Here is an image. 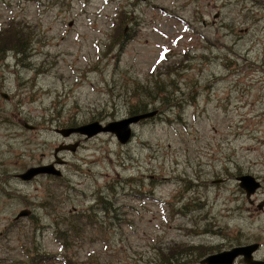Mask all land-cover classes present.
Returning a JSON list of instances; mask_svg holds the SVG:
<instances>
[{
  "label": "rangeland",
  "instance_id": "obj_1",
  "mask_svg": "<svg viewBox=\"0 0 264 264\" xmlns=\"http://www.w3.org/2000/svg\"><path fill=\"white\" fill-rule=\"evenodd\" d=\"M0 28V264L264 259V0H0ZM153 110L124 144L55 131Z\"/></svg>",
  "mask_w": 264,
  "mask_h": 264
},
{
  "label": "water",
  "instance_id": "obj_2",
  "mask_svg": "<svg viewBox=\"0 0 264 264\" xmlns=\"http://www.w3.org/2000/svg\"><path fill=\"white\" fill-rule=\"evenodd\" d=\"M2 97L8 98L6 94L2 93ZM156 110L148 111L145 113H139L132 116H129L127 118L113 121L110 123H107L105 125H102L98 122H94L91 124H85L80 125L77 127H68V128H61L58 129L57 132L60 133L62 137H67L72 133H79L83 134L86 137H91L96 135L99 132H110L115 135L117 140L124 144L126 143L130 136H131V125L139 122L140 120L150 118L156 114ZM25 128L27 129H35V126L25 123ZM78 146V143H61L57 147L54 148V157L56 163H64L65 161L60 159L57 156V153L60 151H72L74 152ZM38 174H52L54 176H60L61 172L54 168L53 164H47V165H40L35 167H30L26 171H24L21 174H18L17 176L21 178L22 180H30L34 176ZM239 185L242 189H244L246 195L249 197L259 186L260 183L258 181H255V179L252 176L243 175L238 177ZM30 213L29 210L23 209L17 213L15 218L28 216ZM257 244L247 245V246H240V247H233L230 250L221 251L215 254H210L206 257H204L200 264H233V260L238 256H243L244 262L246 264H264L263 262H257L252 260V252H254L257 248Z\"/></svg>",
  "mask_w": 264,
  "mask_h": 264
},
{
  "label": "trees",
  "instance_id": "obj_3",
  "mask_svg": "<svg viewBox=\"0 0 264 264\" xmlns=\"http://www.w3.org/2000/svg\"><path fill=\"white\" fill-rule=\"evenodd\" d=\"M16 25H13V24H9L8 27H6V30L5 29H2L0 28V42L3 41L5 42V40L9 37L8 35H5L4 37H1L3 34H5L6 32H9V31H12V30H15L13 32V36H14V39L15 41L17 42V52L21 51L22 47L25 48V42H26V39H27V35H28V32L26 31V29L24 27H19L17 26V28L15 27ZM8 28V29H7ZM15 28V29H14ZM5 30V32L1 35V33ZM76 230H78V228L76 227Z\"/></svg>",
  "mask_w": 264,
  "mask_h": 264
},
{
  "label": "flooded vegetation",
  "instance_id": "obj_4",
  "mask_svg": "<svg viewBox=\"0 0 264 264\" xmlns=\"http://www.w3.org/2000/svg\"><path fill=\"white\" fill-rule=\"evenodd\" d=\"M140 1H143V0H140ZM205 24V23H204ZM242 176V175H241ZM248 176H251V175H248ZM240 177V176H239ZM253 177V176H252ZM238 177H236V179H237ZM255 179V178H254ZM222 180V179H221ZM256 181H258L257 179H255ZM258 182H260V181H258ZM238 185H239V180H238ZM240 186V185H239ZM261 187V183H260V186H259V188ZM259 188H257L256 190H258ZM255 190V191H256ZM255 191L248 197L247 195H246V193H245V197H246V199L248 200V202L250 203V205L251 206H253V204H254V200H251V196L255 193ZM263 203H261L260 204V209L262 208V206H263V204H264V201H262ZM259 209V208H258Z\"/></svg>",
  "mask_w": 264,
  "mask_h": 264
},
{
  "label": "snow or ice",
  "instance_id": "obj_5",
  "mask_svg": "<svg viewBox=\"0 0 264 264\" xmlns=\"http://www.w3.org/2000/svg\"><path fill=\"white\" fill-rule=\"evenodd\" d=\"M161 59H163V54L161 55Z\"/></svg>",
  "mask_w": 264,
  "mask_h": 264
}]
</instances>
